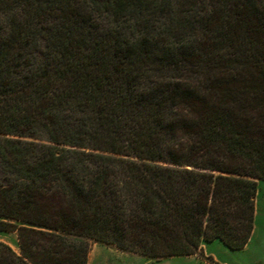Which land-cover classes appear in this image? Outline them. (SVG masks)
Returning <instances> with one entry per match:
<instances>
[{"label": "trees", "instance_id": "trees-1", "mask_svg": "<svg viewBox=\"0 0 264 264\" xmlns=\"http://www.w3.org/2000/svg\"><path fill=\"white\" fill-rule=\"evenodd\" d=\"M264 180V0H0V264L232 250Z\"/></svg>", "mask_w": 264, "mask_h": 264}, {"label": "rangeland", "instance_id": "rangeland-1", "mask_svg": "<svg viewBox=\"0 0 264 264\" xmlns=\"http://www.w3.org/2000/svg\"><path fill=\"white\" fill-rule=\"evenodd\" d=\"M1 234L15 238L10 232ZM95 244L100 246L94 249L89 264H264V180L258 182L254 228L243 248L232 250L220 240H213L203 244L201 255H174L153 259L122 251L115 245L94 243L91 249Z\"/></svg>", "mask_w": 264, "mask_h": 264}, {"label": "crops", "instance_id": "crops-1", "mask_svg": "<svg viewBox=\"0 0 264 264\" xmlns=\"http://www.w3.org/2000/svg\"><path fill=\"white\" fill-rule=\"evenodd\" d=\"M10 233L14 234L15 235V238L13 236H5L4 234H1L0 233V241H3L5 243L9 244L14 250L17 251L18 248H17V236H16V233L15 232H10ZM99 246L100 245L95 244L92 247V249L90 251L89 258H88V262H87L88 264H89L90 258L92 257V254H93L94 249H96Z\"/></svg>", "mask_w": 264, "mask_h": 264}, {"label": "snow or ice", "instance_id": "snow-or-ice-1", "mask_svg": "<svg viewBox=\"0 0 264 264\" xmlns=\"http://www.w3.org/2000/svg\"><path fill=\"white\" fill-rule=\"evenodd\" d=\"M254 243H255V240H254Z\"/></svg>", "mask_w": 264, "mask_h": 264}]
</instances>
